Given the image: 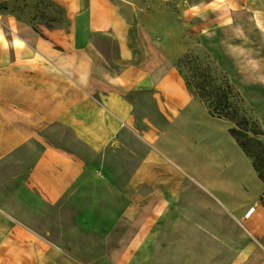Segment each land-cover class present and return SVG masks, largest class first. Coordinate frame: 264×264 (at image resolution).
<instances>
[{
    "label": "crops",
    "instance_id": "crops-1",
    "mask_svg": "<svg viewBox=\"0 0 264 264\" xmlns=\"http://www.w3.org/2000/svg\"><path fill=\"white\" fill-rule=\"evenodd\" d=\"M53 1L69 25L44 35L0 12V264H264V180L151 0Z\"/></svg>",
    "mask_w": 264,
    "mask_h": 264
},
{
    "label": "rangeland",
    "instance_id": "rangeland-1",
    "mask_svg": "<svg viewBox=\"0 0 264 264\" xmlns=\"http://www.w3.org/2000/svg\"><path fill=\"white\" fill-rule=\"evenodd\" d=\"M145 3L140 2L139 6L145 8ZM147 3L152 10L149 16L145 15V20L156 29L159 40L167 42V51L189 55L176 66L193 91L208 93L215 102L218 84L228 82L234 92H240L230 75L231 70L229 72L216 57L217 48L231 55L233 67L240 72L235 76L236 82L247 83L249 87L250 82L255 81L264 96V0H151ZM2 10L31 20L42 35L48 34L51 28L69 25L64 7L53 0H5L0 1V12ZM206 68L212 72L211 78L204 76ZM241 99V114L248 115L258 125H249V128L261 132L250 131V136L243 138L264 176V129L255 107L242 94ZM262 253L264 257V250ZM86 264L97 262L87 260Z\"/></svg>",
    "mask_w": 264,
    "mask_h": 264
},
{
    "label": "trees",
    "instance_id": "trees-1",
    "mask_svg": "<svg viewBox=\"0 0 264 264\" xmlns=\"http://www.w3.org/2000/svg\"><path fill=\"white\" fill-rule=\"evenodd\" d=\"M188 56L189 55L185 54V56L180 61H178V63H182L184 59L188 58ZM204 76L211 78L212 72L209 68H206ZM186 84L188 85L192 93L199 100H202L205 103L211 115L215 117L218 116L225 118L234 123V126L230 129L231 133L239 142V144L243 146L244 150L246 151V154L252 157L253 159V155L250 148L247 147V145H245L244 143V138H248L250 136V131H252L254 134H259L261 132L250 129L249 125L258 126L257 123L255 121H252V119L248 115L246 116L244 114H241V104L243 102V100L241 99V93L234 92L232 84L228 82H225V85L218 84L217 86H215L218 96V99L215 102L214 100L210 99V94H197L191 89L189 81L186 80ZM263 132L264 130L262 131V133ZM243 136L245 137L243 138ZM254 165L259 175L264 180V176L260 173L256 160H254Z\"/></svg>",
    "mask_w": 264,
    "mask_h": 264
},
{
    "label": "built area",
    "instance_id": "built-area-1",
    "mask_svg": "<svg viewBox=\"0 0 264 264\" xmlns=\"http://www.w3.org/2000/svg\"><path fill=\"white\" fill-rule=\"evenodd\" d=\"M254 210V207H252L251 209H250V212H249V214L252 212Z\"/></svg>",
    "mask_w": 264,
    "mask_h": 264
}]
</instances>
